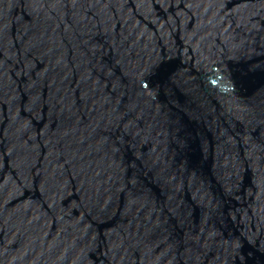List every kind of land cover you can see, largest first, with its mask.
I'll return each instance as SVG.
<instances>
[{
	"label": "water",
	"instance_id": "1",
	"mask_svg": "<svg viewBox=\"0 0 264 264\" xmlns=\"http://www.w3.org/2000/svg\"><path fill=\"white\" fill-rule=\"evenodd\" d=\"M0 264H264V0H0Z\"/></svg>",
	"mask_w": 264,
	"mask_h": 264
}]
</instances>
